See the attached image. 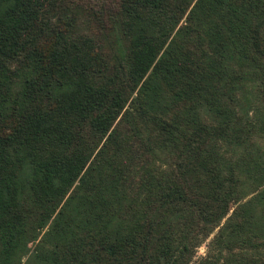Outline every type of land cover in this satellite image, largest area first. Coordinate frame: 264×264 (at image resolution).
I'll return each instance as SVG.
<instances>
[{"label": "trees", "instance_id": "1", "mask_svg": "<svg viewBox=\"0 0 264 264\" xmlns=\"http://www.w3.org/2000/svg\"><path fill=\"white\" fill-rule=\"evenodd\" d=\"M93 2L0 0V264H264V0Z\"/></svg>", "mask_w": 264, "mask_h": 264}, {"label": "rangeland", "instance_id": "2", "mask_svg": "<svg viewBox=\"0 0 264 264\" xmlns=\"http://www.w3.org/2000/svg\"><path fill=\"white\" fill-rule=\"evenodd\" d=\"M78 0H64V4L66 6H74L75 3L77 2ZM88 3H85V5H93V8L94 10H98V5L100 2H97V3H94L93 0H87ZM109 3V0H103V4H104V7L106 5H108ZM106 46V45H105ZM104 51V54H111L110 51H107L106 49L103 50ZM112 52H115L114 49H112ZM210 237V235H209ZM208 239L206 238L204 242L200 243L197 247H196V250H195V257H198L200 255H203L205 253V242L207 241ZM23 258V257H22Z\"/></svg>", "mask_w": 264, "mask_h": 264}]
</instances>
